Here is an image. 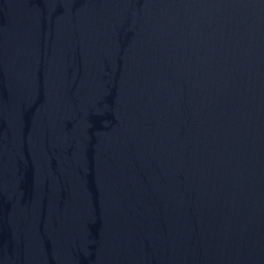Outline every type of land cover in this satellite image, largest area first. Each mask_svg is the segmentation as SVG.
<instances>
[{"label": "water", "instance_id": "water-1", "mask_svg": "<svg viewBox=\"0 0 264 264\" xmlns=\"http://www.w3.org/2000/svg\"><path fill=\"white\" fill-rule=\"evenodd\" d=\"M0 264H264V0H0Z\"/></svg>", "mask_w": 264, "mask_h": 264}]
</instances>
